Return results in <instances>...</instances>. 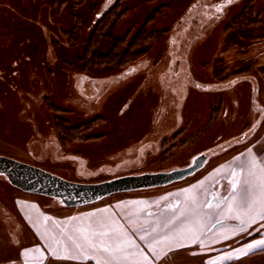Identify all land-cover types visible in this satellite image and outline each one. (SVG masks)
<instances>
[{
	"label": "rangeland",
	"instance_id": "rangeland-1",
	"mask_svg": "<svg viewBox=\"0 0 264 264\" xmlns=\"http://www.w3.org/2000/svg\"><path fill=\"white\" fill-rule=\"evenodd\" d=\"M263 40L264 0H0V155L84 183L208 155L182 179L79 206L0 174V264L104 263L106 253L78 239L98 219L134 241L114 264H264V248L238 263L225 254L264 230L259 216L251 225L219 216L199 244L145 256L152 238L135 230L190 192L211 197L208 186L249 149L264 161V61L255 54ZM68 235L84 246L75 249Z\"/></svg>",
	"mask_w": 264,
	"mask_h": 264
},
{
	"label": "snow or ice",
	"instance_id": "snow-or-ice-1",
	"mask_svg": "<svg viewBox=\"0 0 264 264\" xmlns=\"http://www.w3.org/2000/svg\"><path fill=\"white\" fill-rule=\"evenodd\" d=\"M234 159L238 163L236 168H232L230 172L231 179L228 181L230 191L227 196L217 197L212 194V198L207 199L210 194L208 190L199 194L193 192L182 205H172L170 215L163 216L162 214V219H158L154 226L147 225L145 222V224L136 227V231L144 233L140 239L144 240L150 236L152 240L148 245L149 248H153L155 244L164 240L171 241L178 236L183 237L186 233L193 241H199L203 234L205 220L214 216L234 217L240 220L241 225L245 222L242 217H247L249 222L254 221L257 216L264 219V161L257 160L252 155L251 149L248 150V155L243 160L239 156ZM217 171L219 172V169ZM201 196L205 197L203 201H201ZM213 209L215 211H212ZM44 219L47 221L51 218L45 217ZM129 223L136 225L137 221L130 219ZM217 223H220V220H217ZM78 231L80 232L78 239H82L84 244L98 252L107 254L104 264H114L119 257L131 255L128 248L134 246V241L126 232L111 228L106 220L98 219ZM162 233L164 234L162 235ZM78 239H74L72 235L67 236V240L72 243L75 249L84 246L78 242ZM201 246H203L202 242ZM257 248H264V239L254 241L238 251L241 255H247ZM63 258L75 259L77 257L65 256ZM227 258L231 259L232 257L229 255ZM221 259H225V257H221ZM211 264H215V261Z\"/></svg>",
	"mask_w": 264,
	"mask_h": 264
},
{
	"label": "water",
	"instance_id": "water-1",
	"mask_svg": "<svg viewBox=\"0 0 264 264\" xmlns=\"http://www.w3.org/2000/svg\"><path fill=\"white\" fill-rule=\"evenodd\" d=\"M206 158V154L202 153L186 167L170 171L126 174L100 182L84 183L71 181L32 164L0 155V174L24 191L58 198L66 206H79L98 201L113 193L182 179L202 167Z\"/></svg>",
	"mask_w": 264,
	"mask_h": 264
},
{
	"label": "crops",
	"instance_id": "crops-1",
	"mask_svg": "<svg viewBox=\"0 0 264 264\" xmlns=\"http://www.w3.org/2000/svg\"><path fill=\"white\" fill-rule=\"evenodd\" d=\"M260 44L263 46V44H264V40L262 41V42H260ZM256 57H257V60L259 59V60H263L264 61V49H261V50H258V51H256ZM191 194H192V192H190ZM189 195H186L185 196V198H180V200H178L179 201V203L178 204H176V205H182L183 204V202L185 201V199L188 197ZM201 198V201H203L205 198H202V197H200ZM207 199H210L209 197L207 198ZM171 213V212H170ZM170 213L168 214V215H170ZM220 217H222V216H220ZM230 217V216H229ZM217 218H219V216H214V217H212L211 219H206L205 220V226H204V228H203V233L205 232V231H207V229L211 226V224L216 220ZM222 218H224L225 219V217H222ZM232 219H233V217H232ZM235 219V218H234ZM242 219H244V221L246 222V221H248V220H246V219H248L247 217H242ZM260 219V218H259ZM259 219H258V217H256V219L254 220V221H251V223H249L250 225L251 224H253L254 222L255 223H257L258 221H259ZM222 230H224V228H222ZM235 234V233H234ZM233 234V235H234ZM202 236V235H201ZM200 236V237H201ZM234 236H237V235H234ZM233 236V237H234ZM216 239H218V237L216 236L213 240H215L214 241V243L212 244V245H217L218 243H219V240H216ZM261 239H264V230L261 232V233H259V235H255V236H253L252 238H250V239H247V240H240L239 241V243H237V244H234V248L232 249V250H230V251H227L225 254L226 255H231V259L232 260H235L237 263L238 262H244V261H246V260H248V259H250V258H253V257H255L256 255H260V253H262V251H259L258 252V250L259 249H261V248H257V249H254L253 251H251V252H249L247 255H241L240 254V252L238 251L239 249H244V248H246V246L248 245V244H250V243H253L254 241H257V240H261ZM179 240H181L180 242H178V239H175V240H171V242H170V246H169V248H165V249H162V250H160L159 251V248L158 249H156L155 248V245L153 246V248H149V246H148V250H146L145 248H142L141 250V252H142V254L145 256V253L146 252H152V253H155V254H161V253H165V252H170L171 250H174V249H176L177 247L179 248V247H185L186 246V248H188V247H190V246H194V245H196V244H199L200 242V240L199 241H193L191 238H190V236L187 234V235H185L184 237H182L181 239H179ZM224 240H222V241H220L221 243L223 242ZM149 242H151V241H149ZM225 255V256H226ZM60 257H65V255L63 256V255H60ZM95 258V257H94ZM102 259V258H101ZM149 259V258H148ZM228 259V258H227ZM96 261H95V263L96 264H98V262H99V264H104L103 262H100V261H102V260H100V259H95ZM149 260H152V258L150 257V259ZM148 260V261H149ZM148 262H146V260H145V257H144V259L142 260V264H147ZM225 263V260H223V261H221L220 263H218V264H224ZM24 264H44V260H42V261H40V262H32V261H25V263ZM121 264H126V263H121ZM129 264H131V263H129ZM137 264H139V262H137ZM148 264H150V263H148ZM153 264V263H152Z\"/></svg>",
	"mask_w": 264,
	"mask_h": 264
},
{
	"label": "flooded vegetation",
	"instance_id": "flooded-vegetation-1",
	"mask_svg": "<svg viewBox=\"0 0 264 264\" xmlns=\"http://www.w3.org/2000/svg\"><path fill=\"white\" fill-rule=\"evenodd\" d=\"M204 154H206V152H204ZM207 158L205 160V163L206 161L208 160V155L206 154ZM232 163V161H230ZM230 162L226 163V164H231ZM204 163V164H205ZM235 166H237V164H235ZM235 166H233L232 168H235ZM232 170V169H231ZM231 170L229 171V173L227 175H221L220 177H218V179L216 180V182L210 184L208 187L210 189H213V194H215L217 197H220V196H227L229 194V191H230V185L228 184V187L224 190L223 188V181H229V179H231V176H230V172ZM237 171H239V169L237 168ZM210 199L212 198V195L211 197H209ZM225 222L227 220H224Z\"/></svg>",
	"mask_w": 264,
	"mask_h": 264
},
{
	"label": "trees",
	"instance_id": "trees-1",
	"mask_svg": "<svg viewBox=\"0 0 264 264\" xmlns=\"http://www.w3.org/2000/svg\"><path fill=\"white\" fill-rule=\"evenodd\" d=\"M102 24V23H101ZM106 25L105 24H102V25H100V24H98L96 27H97V30H96V32H95V35L97 34V31H99V30H101L103 27H105ZM95 35H93V36H95ZM139 37H142V36H140V34L138 33V36L136 37V38H134V43L139 39ZM143 40V39H142ZM133 41H132V43L131 44H134L133 43ZM144 41V40H143ZM116 45V46H115ZM114 45V49L113 50H115V48H119V44L117 45V44H115ZM130 46V45H129ZM131 47V46H130ZM127 51H130V50H127ZM127 51L125 52V53H127ZM116 55H117V53L116 52H114V51H112V52H110L109 54H107L105 57H107V61H110V63L111 62H113V59H115L114 57H116ZM102 58V57H101ZM90 60H92V59H90ZM118 63H120V62H118ZM121 64H122V61H121ZM91 67H86V68H84V69H86V70H89Z\"/></svg>",
	"mask_w": 264,
	"mask_h": 264
}]
</instances>
